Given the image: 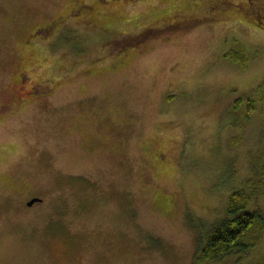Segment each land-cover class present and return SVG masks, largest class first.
<instances>
[{"label":"rangeland","instance_id":"rangeland-1","mask_svg":"<svg viewBox=\"0 0 264 264\" xmlns=\"http://www.w3.org/2000/svg\"><path fill=\"white\" fill-rule=\"evenodd\" d=\"M100 1L73 15L74 0H0V264H199L231 192L259 182L264 100L246 112L264 27L212 0L170 27L185 3ZM111 37L145 39L119 54ZM252 202L264 214V193ZM256 234L242 257L203 264H264Z\"/></svg>","mask_w":264,"mask_h":264},{"label":"trees","instance_id":"trees-1","mask_svg":"<svg viewBox=\"0 0 264 264\" xmlns=\"http://www.w3.org/2000/svg\"><path fill=\"white\" fill-rule=\"evenodd\" d=\"M214 1L213 4H223L225 7H228L231 12L235 15H240L251 22H256L257 24H261V27H264V19L257 18L253 20L252 14H255V9H249L247 6V2L250 3L251 1L245 0V2L240 3L239 1L231 2L233 0H212ZM177 2L185 3L184 7L181 5H177L179 11L176 10L177 13L173 14V21L168 22L167 25L170 27L177 25L176 23L181 21L185 23V19H183V14H185V8H201V3L199 4H189L188 0H178ZM236 2V3H235ZM261 2V1H260ZM91 3V1L81 0L79 4L76 3L75 6H78L77 12L80 11L82 8L87 11V8L84 4ZM177 4V3H176ZM205 4V3H204ZM253 4V3H252ZM81 5V6H80ZM205 5H203L204 8ZM260 8V6H259ZM83 9L82 12L83 13ZM258 9V8H257ZM74 11V10H73ZM85 12V11H84ZM175 12V11H174ZM261 12V11H260ZM73 13V12H72ZM170 14V15H171ZM264 15V13H262ZM169 15V16H170ZM171 18V19H172ZM249 18V19H248ZM252 20H251V19ZM263 18V17H262ZM87 22H85L86 24ZM94 25H91V27ZM92 27V28H93ZM72 36V35H71ZM70 36V37H71ZM66 37H69L68 35ZM68 40V38H67ZM107 40H104V43ZM56 44V43H55ZM240 50L230 49L225 53V57H230L234 61H245V56L241 55L243 53ZM257 94L253 98L247 99L248 107L250 109L247 110L246 114L251 112L253 108L252 102L264 100V80L257 85L256 87ZM243 100L241 97H238L234 103V105H238ZM260 179L259 182L256 181H249L247 185L244 187L237 188L233 190L229 196L228 204H227V212L226 215L216 224H213L209 227L205 228L203 233V241H202V249L197 257V263L203 264L208 260L216 261V262H224L227 258L235 257L238 259L242 257L244 253L250 252L252 248L261 242V235L256 234L252 242L246 241V236L249 232L256 229H261L264 232V214L261 213V209H259V202L258 205H254L257 208H252L253 205L252 200L254 196L257 195L261 196L264 193V160L260 163ZM255 187L250 188L251 185ZM262 190L263 192H260ZM260 210V211H259ZM262 222V223H261ZM240 260V259H239Z\"/></svg>","mask_w":264,"mask_h":264},{"label":"flooded vegetation","instance_id":"flooded-vegetation-1","mask_svg":"<svg viewBox=\"0 0 264 264\" xmlns=\"http://www.w3.org/2000/svg\"><path fill=\"white\" fill-rule=\"evenodd\" d=\"M95 1H97V3H99V1L100 0H93V1H91V3L89 4V3H87V4H84V6L87 8V11L86 12H91L92 11V9L94 8V6H95ZM135 2L134 3H137L136 1H138V0H134ZM178 0H176V1H174V2H177ZM101 3H102V1H100ZM139 2H141V1H139ZM169 2H171V3H173L172 1H169ZM76 3H78L79 4V1L78 0H74V6L71 8V12L70 13H72L73 12V15H75V13H77L76 15H81V13L82 12H77V8H78V6H75L76 5ZM178 3V2H177ZM262 3H264V0L262 1ZM176 4V3H175ZM81 6V5H80ZM74 10V11H73ZM89 14V13H88ZM91 15H93V14H91ZM76 17V16H75ZM83 20H85V19H83ZM167 20V22H174L173 20H170V19H166ZM85 22H86V20H85ZM85 22H84V25H86L87 26V24H85ZM177 25H175V26H178V25H182L183 24V22H181V21H179V22H177L176 23ZM53 25H54V23L53 22H51V23H49V24H45V25H42V26H38L35 30H34V32L32 33V36H31V41L32 40H36V41H34L35 43L37 42V43H39V44H42V42H44V40H45V36L47 35V34H49V32L48 31H51L54 27H53ZM95 25V24H94ZM144 37H142V38H140L139 40H136V41H126V43H123V44H121L120 43V41H121V39L122 38H120V37H111L110 39H108L107 40V42L108 43H111V44H113V43H115L114 45H116V44H120V46H121V48L119 49H117V52L119 53V54H121V53H123V52H125V51H129L128 49H126L127 47L129 48V49H132L134 46H138L139 44H142L143 42H144V39H143ZM30 42V41H29ZM119 42V43H118ZM126 45V48H124V46ZM124 48V49H123ZM122 50H124V51H122ZM28 71L27 70H25L24 68H20L19 67V70H18V73H17V76H16V79L19 81V84L21 83L22 84V86H21V89H24V88H26L27 86V88H30L28 91H26L25 89H24V92L25 93H28L29 95L31 94V93H33V94H35V92L36 91H34L33 90V87L35 86V82H32V80H30L28 83H25V77H27V79H30L31 78V76L30 75H28V73H27ZM32 96V95H31Z\"/></svg>","mask_w":264,"mask_h":264},{"label":"water","instance_id":"water-1","mask_svg":"<svg viewBox=\"0 0 264 264\" xmlns=\"http://www.w3.org/2000/svg\"><path fill=\"white\" fill-rule=\"evenodd\" d=\"M40 200H42V198H40V197H38V196H34V197H32V198L27 202V204H28V205H32V204H34V202H36V201H40Z\"/></svg>","mask_w":264,"mask_h":264}]
</instances>
